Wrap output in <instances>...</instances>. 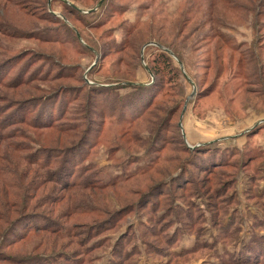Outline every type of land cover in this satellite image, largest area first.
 <instances>
[{"label": "rangeland", "instance_id": "obj_1", "mask_svg": "<svg viewBox=\"0 0 264 264\" xmlns=\"http://www.w3.org/2000/svg\"><path fill=\"white\" fill-rule=\"evenodd\" d=\"M66 1L0 0V264L38 254L76 264L80 249L104 239L132 251L112 264L244 263V255L256 264L257 242L264 258V0H113L96 27L104 0ZM72 6L86 13L85 24ZM166 49L172 72L156 75L152 61ZM34 109L60 112L61 128L1 124ZM75 124L94 134L64 189L50 181L58 165L35 162L78 144ZM209 145L220 150L213 164L194 151ZM101 175L124 180L83 187L89 176L102 185ZM153 185L164 189L158 209L170 203L193 213L180 212L177 246L166 243L173 227L156 231L151 203L129 210ZM201 210L205 221L195 215ZM46 222L65 223L73 237L39 228Z\"/></svg>", "mask_w": 264, "mask_h": 264}, {"label": "trees", "instance_id": "obj_2", "mask_svg": "<svg viewBox=\"0 0 264 264\" xmlns=\"http://www.w3.org/2000/svg\"><path fill=\"white\" fill-rule=\"evenodd\" d=\"M61 2H63L65 6L68 5V2L65 0H61ZM111 3H113V0H104V2L101 4L100 10L103 9L106 12L102 16H98L94 20V22L92 24H90L91 27L99 26L108 20L109 16L111 15V14L109 15V13L111 12V8L108 6V4H111ZM115 6H116V10L119 13L121 12V10H123V8L119 9L120 6H117V5H115ZM70 9L73 13L77 12L79 14L78 19H80V21L84 23L85 18L83 16V14H86V13H83L82 10L75 8L73 6L70 7ZM94 14H96V13H94ZM64 24L66 25L65 22H64ZM136 24H137V22L133 23L132 25L131 24L127 25V27L124 28L125 32L127 33L129 31H131L136 26ZM78 30H79L80 35L82 34V36H84L83 33L81 32V30L80 29H78ZM75 34L79 40L77 32ZM126 43H127V41H126ZM126 43L123 44L122 47H124L126 45ZM88 45L89 44L86 43V46L89 48V50H91L92 52L95 51L93 46H91V45L88 46ZM168 49H169V47H168ZM168 49H166L167 52H161L152 61L154 63L153 71L155 72L156 75L159 73H163V72H165V73L172 72L171 71L172 65H171V61L169 59L171 54L169 53ZM101 57H100V59H101ZM172 74L174 75V72ZM1 83H2V79H0V84ZM130 85H133V84H130ZM139 86H140V88L142 87V85H139ZM156 96H157V93H155V95H154V97H152V99L148 100L149 102H148V104H146L145 109L147 106L154 104ZM53 110H55V107L53 108ZM53 110H52V112L46 113V112H34L35 111V109H34L31 112H25L26 114H23L18 118L16 117V114L19 112H11V114H9V116H7L6 118H4L1 121V124H7L8 125V123L14 124V123H18V122H20V123L29 122V124H32V125L36 126L37 128H40V127L50 128V129L56 128V127L61 128L62 124L59 123L60 118H58L59 116H61V113L59 112V113L55 114V112ZM3 113H6V112H3ZM69 128H75L76 132H78L80 136L82 135L81 138L78 139V144L75 143L74 145L72 144L69 147L63 148L62 150H64V151L63 152L60 151L61 154L58 153L60 155H58L56 157L55 156H53V158H49L48 156L45 158L42 157V160H39V157H38L36 160L37 162H35L37 165H40L43 167H51L52 165H58V168H60V169L57 168L58 170L52 171L50 173V181L51 182L56 181L59 184L64 185V189L67 187L69 188V186L73 182V180L77 179V178H73V174L75 173L74 169H75V167H79V165H81V159H82V156L85 154V150H86L85 145L88 144V142L90 141L89 139L94 134V132H92L90 130H86V131L82 132L81 130H79L80 128L76 124L74 126H70ZM256 129L257 128H255V130ZM2 135H3V137H2V140H3L6 138L5 136H7V138H9L13 134L11 132L10 134L6 133V134H2ZM219 148L214 146V149H219ZM184 149H186V148H182L181 150H184ZM196 149L197 150H194V151H197L201 155L200 157H209L210 160L212 161V164L216 163V161H218V160H216L215 154H218L220 152V150H218V153H217L216 151L212 150V147L210 145L206 146V147L203 146L202 150H198L200 148H196ZM206 153H207V156H206ZM218 157H220V155L217 156V158ZM158 160L159 159H156V161H158ZM136 170H138V169H136ZM147 170L148 169H145L144 172H146ZM139 173H137V174L141 175V172H139ZM99 174H97V176ZM133 175H135V174H132V172H131L129 174V176H127V178H125V179L127 180L129 177H131ZM102 177H105V181L102 185L98 184L100 182V180H97L96 178L93 179L92 176H89V179L91 178L92 184L94 182L95 186L91 185V181L88 180V181H85L86 183H84L83 187H86V186H91V187H97L98 186V187H102V188L103 187H117L120 185L119 182L124 180L123 178L120 180H116L115 178H112L110 176L107 178V175H101L97 178H102ZM85 180H86V178H85ZM228 182H230V180H228ZM174 183H175V181H174ZM187 183H189V182H187ZM181 187L182 186H179V188H181ZM222 189L223 188L221 186L219 194L223 193ZM197 191H198L197 189H196V191L194 189V191H192L191 193H195V192L198 193ZM202 191L205 193L204 196L207 195V198H208L207 200H209L212 203L213 195L210 194V192H208V190L203 189V187H202ZM163 192H164V189L160 188V186H158V185L150 186L148 188V191H147V193H149L150 196L149 195L146 196V198L144 200H142V202H138L136 205H133L134 204L133 203L129 210H133V209L136 210V209H138L137 207H148L147 204L151 203L153 208H152L151 215H150L152 217H150V219H152L153 222L156 223V226H157L158 221L160 224L159 230L156 228V231L159 232L160 230H162V228L168 229L169 227L170 228L173 227L172 231L169 232L170 236L167 237L168 232L165 233V236L167 238L166 243H168L171 247H174V246L179 245L184 240V236H185L184 235V226L181 224V223L184 224V222H182L180 215L185 214L189 218L193 213L192 212L184 213L181 210L180 206H178V205L174 206V205H171L170 203L167 204V206H163L162 208L158 209V207L161 204V199L158 197ZM154 197H157L158 200L155 201ZM143 198H144V196H143ZM224 198H226V197H224ZM150 199H152L153 201H151ZM156 205H158V207ZM81 209H83V207H81ZM175 209H177V211H175ZM180 212H181V214H180ZM141 213L143 214L144 212L141 211ZM196 213L198 215H201L200 219L203 217V219H204L203 221L206 220V215L204 214L203 211H202V214L195 211V215H196ZM197 217H196V219H197ZM154 219H156V220L154 221ZM191 219H192V217H191ZM47 220H49V219H47ZM49 223L46 222L43 224V226H41L39 228L44 229L45 231L54 232L57 234L56 236H58L59 238L73 237V235L71 234L70 228L67 227V225L65 223H62L60 225L57 224L54 226H52V224H49ZM145 224H147V223H145ZM113 225L114 224H112L109 227H112ZM148 225H150V224H148ZM18 228H21V225L19 224V226H17V223L15 222L12 229L15 231ZM128 229H131V226L128 227ZM147 232L151 233V230H147L146 233ZM75 235H77V234L74 232V236ZM91 237H92L91 234H89L87 232V236L84 239H88V240L90 239L91 240ZM84 239L81 238V240H78V244L84 245ZM99 239H101V238H99ZM108 242H109L108 239L98 240V241L93 242L90 246H87V248L80 249V251H83L82 254L84 255V259L83 258L82 259L85 260L84 263L85 264H89V263L92 264V263H95L96 261L97 262L102 261L99 264H112L113 262H117L118 261L117 257H122L121 255H122V252L125 250V248L122 247V249H121V246H120L121 240L114 242L113 244H111L112 248L110 250V255H111L110 256L109 255V248L111 245L109 247H106ZM257 244H258V247H256V250L254 249V255H256L254 262L256 264H258V263L261 264V261L264 260L263 252H262L263 245L261 247V244H259L258 242H257ZM133 247H135V246H133ZM99 248H102V250L99 251L98 250ZM135 250H136V248L134 249V251ZM125 251H126L125 256H128L130 253H132V251H130L129 248H128V250H125ZM245 251H249V253H251V250H249V248H248V250L244 249V252ZM87 252H88V254H86ZM98 252H102L103 254L98 256L97 255ZM137 253H138V251L136 250V252H134L133 257H135L137 255ZM181 254H184V253H181ZM107 255H109V256H107ZM105 256L109 257L106 261L104 260ZM66 257L73 258L74 255H69ZM250 257H252V256H250ZM49 258L53 259V257L46 256V254H38V255L33 256V257H27V258L20 260V261H23L22 262L23 264H49L48 263L50 261ZM82 259L76 260L78 263H76V262H74V263L80 264L79 262H81ZM241 259H242L241 257L235 258V259H230V260H227V262L225 264H246V263H248L247 261L251 260V259H248L247 255H244V259H245L244 263ZM241 261H242V263H241ZM95 264H97V263H95Z\"/></svg>", "mask_w": 264, "mask_h": 264}, {"label": "water", "instance_id": "obj_3", "mask_svg": "<svg viewBox=\"0 0 264 264\" xmlns=\"http://www.w3.org/2000/svg\"><path fill=\"white\" fill-rule=\"evenodd\" d=\"M78 36H79V34H78ZM170 53H172V52H170ZM195 92H196V90L193 92L192 96L195 94ZM192 96H191V97H192ZM179 125L182 127V123H181V122H180Z\"/></svg>", "mask_w": 264, "mask_h": 264}, {"label": "flooded vegetation", "instance_id": "obj_4", "mask_svg": "<svg viewBox=\"0 0 264 264\" xmlns=\"http://www.w3.org/2000/svg\"><path fill=\"white\" fill-rule=\"evenodd\" d=\"M66 1V0H65ZM101 4H102V2H101ZM101 4L99 5V6H101ZM92 12V11H91Z\"/></svg>", "mask_w": 264, "mask_h": 264}]
</instances>
